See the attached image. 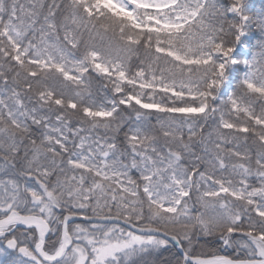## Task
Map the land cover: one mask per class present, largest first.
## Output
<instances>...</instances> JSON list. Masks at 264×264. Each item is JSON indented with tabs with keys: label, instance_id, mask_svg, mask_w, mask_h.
I'll return each mask as SVG.
<instances>
[{
	"label": "snow or ice",
	"instance_id": "snow-or-ice-1",
	"mask_svg": "<svg viewBox=\"0 0 264 264\" xmlns=\"http://www.w3.org/2000/svg\"><path fill=\"white\" fill-rule=\"evenodd\" d=\"M256 7L0 0V264H264Z\"/></svg>",
	"mask_w": 264,
	"mask_h": 264
},
{
	"label": "trees",
	"instance_id": "trees-1",
	"mask_svg": "<svg viewBox=\"0 0 264 264\" xmlns=\"http://www.w3.org/2000/svg\"><path fill=\"white\" fill-rule=\"evenodd\" d=\"M262 3H264V0H260V2H259V0H257V7H256V11L257 12H260L261 11V7H260V4H262ZM258 35V34H257ZM262 38V37H261ZM246 59H251V54H249V56L248 57H246ZM221 251H223V250H221ZM162 259L164 258V257H161Z\"/></svg>",
	"mask_w": 264,
	"mask_h": 264
},
{
	"label": "rangeland",
	"instance_id": "rangeland-1",
	"mask_svg": "<svg viewBox=\"0 0 264 264\" xmlns=\"http://www.w3.org/2000/svg\"><path fill=\"white\" fill-rule=\"evenodd\" d=\"M261 39H264V37H262ZM235 55V54H234ZM240 68H241V75H243V70H244V66L243 64L240 65ZM224 99V96L221 95V100Z\"/></svg>",
	"mask_w": 264,
	"mask_h": 264
}]
</instances>
